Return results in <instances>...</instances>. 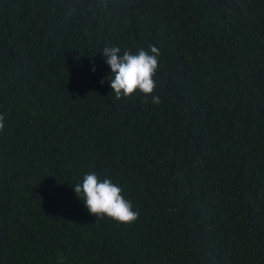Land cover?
Returning <instances> with one entry per match:
<instances>
[{"label": "trees", "instance_id": "1", "mask_svg": "<svg viewBox=\"0 0 264 264\" xmlns=\"http://www.w3.org/2000/svg\"><path fill=\"white\" fill-rule=\"evenodd\" d=\"M106 45L160 50L159 105ZM0 114V264H264V0H0ZM88 173L138 219L90 215Z\"/></svg>", "mask_w": 264, "mask_h": 264}, {"label": "clouds", "instance_id": "2", "mask_svg": "<svg viewBox=\"0 0 264 264\" xmlns=\"http://www.w3.org/2000/svg\"><path fill=\"white\" fill-rule=\"evenodd\" d=\"M150 51L143 48L133 54L130 50L121 54L118 46H104L102 55L111 74L107 77L111 92L117 100L142 94L152 96V103L159 105L161 98L153 95L156 88L155 76L159 68L160 50L149 45ZM96 69L93 67L92 71ZM104 83L103 80L100 81ZM5 128V116L0 114V132ZM90 215L99 219L107 218L119 224H132L139 217L131 202L125 199L122 188L111 179H100L95 173L83 176L82 182L74 187Z\"/></svg>", "mask_w": 264, "mask_h": 264}]
</instances>
